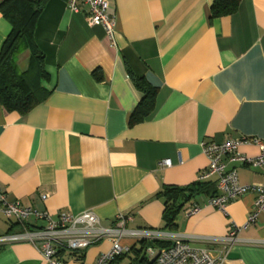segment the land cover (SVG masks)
Returning <instances> with one entry per match:
<instances>
[{
    "label": "crops",
    "instance_id": "crops-1",
    "mask_svg": "<svg viewBox=\"0 0 264 264\" xmlns=\"http://www.w3.org/2000/svg\"><path fill=\"white\" fill-rule=\"evenodd\" d=\"M4 0H0V3ZM214 0H111L117 16L116 42L88 22L67 0H47L35 39L45 55L48 95L26 114L0 104V186L9 200L56 216L94 211L105 226L119 213L132 214L129 228L163 229L167 185L193 187L207 168L205 142L258 137L264 140V0H241L230 15L210 18ZM0 11V50L11 33ZM30 51L18 56L26 70ZM157 88L148 117L129 120L143 92L135 78ZM254 156L260 148L245 143ZM171 165H162L163 159ZM242 184L264 183V168L234 163ZM217 176L187 201L175 231L192 246L219 256L232 225L242 242L232 245L226 264H264V213L246 227L255 200L247 192L222 212L207 204ZM214 191V192H213ZM192 204L201 205L193 215ZM41 227L46 220L31 218ZM20 226L0 215V235ZM130 241L125 240L124 243ZM110 241L81 255L65 252L66 264H96ZM0 264H47L28 242L0 247Z\"/></svg>",
    "mask_w": 264,
    "mask_h": 264
},
{
    "label": "built area",
    "instance_id": "built-area-1",
    "mask_svg": "<svg viewBox=\"0 0 264 264\" xmlns=\"http://www.w3.org/2000/svg\"><path fill=\"white\" fill-rule=\"evenodd\" d=\"M110 3L111 0H67L69 9L76 13L87 5L89 25L102 26L111 45L115 46L117 16L110 11ZM245 143L256 144L260 148L259 154L249 156L241 152L239 148ZM203 151L208 157L209 164L199 173L198 180L203 181L217 176V192L209 196L207 204L225 212L233 200L247 192H254V204L244 227L255 223L259 215L264 213V183L242 184L237 168L233 164L237 162L253 168H264V140L244 136L223 142H205ZM160 163L170 166L171 160L163 159ZM201 208L199 204H192L186 208V213L193 215ZM0 215L14 220L20 226L18 231L0 235V247L15 242L31 243L39 249L47 264H66L63 258L65 252L81 255L92 244L102 240L110 241L111 246L107 251L100 253L96 264H121L118 258L129 252L134 244L144 240L171 241L172 245L166 248L152 246L147 248L146 254L154 259L156 264H226L229 248L243 241L239 237L241 227L234 224L223 238L210 239L227 245L226 250L219 256H213L207 249L192 246L189 236L163 229L129 228L127 224L133 220L132 214L119 213L111 226L103 225L100 217L92 210L80 213L62 211L54 216L49 212L24 205L20 200H9L1 186ZM31 218L44 219L46 224L41 227L33 226L29 223ZM125 240L130 242L124 243Z\"/></svg>",
    "mask_w": 264,
    "mask_h": 264
},
{
    "label": "trees",
    "instance_id": "trees-1",
    "mask_svg": "<svg viewBox=\"0 0 264 264\" xmlns=\"http://www.w3.org/2000/svg\"><path fill=\"white\" fill-rule=\"evenodd\" d=\"M46 1L4 0L0 3V11L13 26L0 50V104L8 111L26 114L48 95L45 86L48 76L45 55L35 39L37 21ZM240 2L241 0H214L210 7V18L233 14ZM25 50L30 51V61L27 69L21 70L17 60ZM135 84L143 92V98L130 116V125L142 122L148 117L155 107L157 95L156 86L144 77L135 78ZM206 188L207 185H203L201 181L188 188L165 186L159 192L165 198L163 230L175 232L178 227V214L185 203ZM171 245V241L166 240L140 241L129 252L120 256L118 262L126 257L129 258V264H156L146 254L147 248H166Z\"/></svg>",
    "mask_w": 264,
    "mask_h": 264
},
{
    "label": "rangeland",
    "instance_id": "rangeland-1",
    "mask_svg": "<svg viewBox=\"0 0 264 264\" xmlns=\"http://www.w3.org/2000/svg\"><path fill=\"white\" fill-rule=\"evenodd\" d=\"M149 257V256H148ZM121 264H129V258H124L122 261H121Z\"/></svg>",
    "mask_w": 264,
    "mask_h": 264
}]
</instances>
